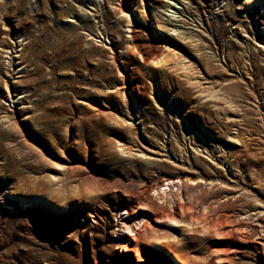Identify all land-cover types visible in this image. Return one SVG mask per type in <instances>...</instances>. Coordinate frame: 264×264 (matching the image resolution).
Returning <instances> with one entry per match:
<instances>
[{
  "label": "rangeland",
  "instance_id": "1",
  "mask_svg": "<svg viewBox=\"0 0 264 264\" xmlns=\"http://www.w3.org/2000/svg\"><path fill=\"white\" fill-rule=\"evenodd\" d=\"M151 242L264 264V0H0V264Z\"/></svg>",
  "mask_w": 264,
  "mask_h": 264
},
{
  "label": "bare ground",
  "instance_id": "2",
  "mask_svg": "<svg viewBox=\"0 0 264 264\" xmlns=\"http://www.w3.org/2000/svg\"><path fill=\"white\" fill-rule=\"evenodd\" d=\"M258 47H261L262 48V46H258ZM159 193V192H158ZM139 205V204H138ZM118 215V214H117ZM127 217H129L130 218V216L127 214ZM173 223H177V222H174V220H171ZM140 222V221H139ZM127 225V224H126ZM136 225H139V223L138 224H136ZM136 225H134V226H136ZM143 225H144V222H143V224L142 225H140L141 227H137L136 229H130L128 226H122L121 227V230L122 231H127L128 232V234H129V238H128V240H126V242H128V243H130V242H133V241H136V239H137V235H138V231L143 227ZM144 228V227H143ZM121 231V232H122ZM140 232V231H139ZM122 234V233H121ZM120 235V234H119ZM121 238H123L124 239V237H123V235H121ZM134 243V242H133ZM151 249L153 250V251H155V252H157V253H159V254H162L164 257H168V258H170V260H171V262H172V264H178L174 259H173V257L167 252V251H165V250H163L156 242H151ZM122 247V249L120 250V252L121 253H123V252H126V253H128L129 252V250L127 249V247L126 246H124V245H122L121 246ZM262 252H264V250H262ZM154 258H155V260H157V262L158 263H162V264H166L167 263V260H165V258H162V257H157V256H154ZM133 260H135L137 263H146V261H145V258H144V256L141 254V253H139V252H135L134 253V258H133ZM224 260V259H223ZM222 260V261H223Z\"/></svg>",
  "mask_w": 264,
  "mask_h": 264
}]
</instances>
